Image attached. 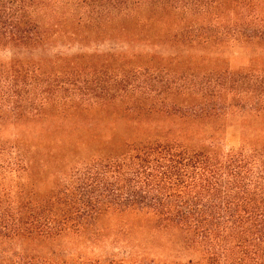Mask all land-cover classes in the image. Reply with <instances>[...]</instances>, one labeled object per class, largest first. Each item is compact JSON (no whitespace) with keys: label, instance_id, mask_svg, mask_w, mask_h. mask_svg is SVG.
Returning <instances> with one entry per match:
<instances>
[{"label":"rangeland","instance_id":"obj_1","mask_svg":"<svg viewBox=\"0 0 264 264\" xmlns=\"http://www.w3.org/2000/svg\"><path fill=\"white\" fill-rule=\"evenodd\" d=\"M247 1L26 0L34 40L0 46V67L18 62L31 74L21 107L32 113L0 122V141L24 162L11 185L49 204L75 169L119 159L130 146L175 141L211 153L264 145V40L243 23L256 2ZM130 223L140 224L100 215L91 230L106 232L101 247L65 238L7 248L73 263L110 248Z\"/></svg>","mask_w":264,"mask_h":264},{"label":"trees","instance_id":"obj_2","mask_svg":"<svg viewBox=\"0 0 264 264\" xmlns=\"http://www.w3.org/2000/svg\"><path fill=\"white\" fill-rule=\"evenodd\" d=\"M25 1L0 0L1 47L34 40ZM255 1L243 23L250 37L264 40V0ZM30 75L18 62L0 67V122L32 113L21 107L29 101ZM18 157L0 141V264H264V145L211 153L175 141L130 146L119 159L75 169L49 204L32 202L11 185L25 172ZM102 214L140 224H123L110 248L73 263L7 248L65 238L101 247L107 234L91 227Z\"/></svg>","mask_w":264,"mask_h":264}]
</instances>
